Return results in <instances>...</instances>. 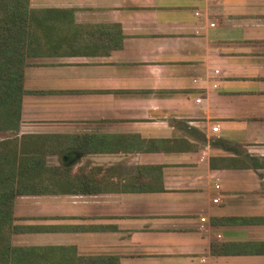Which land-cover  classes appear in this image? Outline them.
Wrapping results in <instances>:
<instances>
[{"label": "crops", "instance_id": "1", "mask_svg": "<svg viewBox=\"0 0 264 264\" xmlns=\"http://www.w3.org/2000/svg\"><path fill=\"white\" fill-rule=\"evenodd\" d=\"M29 4L72 13L19 134L84 135L85 190L15 195L7 264H264V0Z\"/></svg>", "mask_w": 264, "mask_h": 264}, {"label": "trees", "instance_id": "2", "mask_svg": "<svg viewBox=\"0 0 264 264\" xmlns=\"http://www.w3.org/2000/svg\"><path fill=\"white\" fill-rule=\"evenodd\" d=\"M70 12L31 8L29 0H0V130L18 129L26 59L51 52L53 19L59 13ZM117 27L109 50L122 45L120 26ZM83 136L24 135L19 145L9 138L0 142V264H7L9 255L15 195L45 188L62 192L85 190L79 174L82 172L72 171L67 153L71 149L84 150ZM50 152L61 155L60 165L45 164V155Z\"/></svg>", "mask_w": 264, "mask_h": 264}, {"label": "rangeland", "instance_id": "3", "mask_svg": "<svg viewBox=\"0 0 264 264\" xmlns=\"http://www.w3.org/2000/svg\"><path fill=\"white\" fill-rule=\"evenodd\" d=\"M19 127V124H18ZM24 135H41V136H46V135H52V134H36V133H26V134H19V128L17 130H0V142L2 140H6V139H10L11 141H15V143H17L18 145L20 144L21 141H23V136ZM40 140L43 142L46 140V142H52L50 141V139H46V138H40ZM35 141V140H34ZM37 143H40L38 141H35ZM41 142V143H42ZM53 144H55V142H52ZM55 153H47L45 155V164L46 165H52V163H55L57 161V157L54 156ZM60 155V154H57Z\"/></svg>", "mask_w": 264, "mask_h": 264}, {"label": "built area", "instance_id": "4", "mask_svg": "<svg viewBox=\"0 0 264 264\" xmlns=\"http://www.w3.org/2000/svg\"><path fill=\"white\" fill-rule=\"evenodd\" d=\"M195 14H196V15H200V13H199L198 11H196ZM210 25H213V23H211ZM218 73H219V70H218V69H215V70H214V74H218ZM217 86H218L217 82H213V83L211 84V87H212V88H216ZM195 102H196V103H199V102H200V99H196ZM217 129H218L217 126L212 127V130H213V131H217ZM217 201H218V198H215V199H214V202H217Z\"/></svg>", "mask_w": 264, "mask_h": 264}]
</instances>
